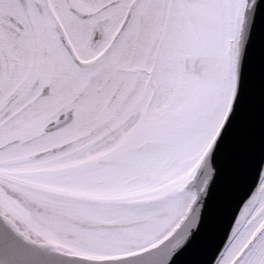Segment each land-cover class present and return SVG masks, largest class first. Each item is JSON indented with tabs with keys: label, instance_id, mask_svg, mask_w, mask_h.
<instances>
[{
	"label": "snow or ice",
	"instance_id": "1",
	"mask_svg": "<svg viewBox=\"0 0 264 264\" xmlns=\"http://www.w3.org/2000/svg\"><path fill=\"white\" fill-rule=\"evenodd\" d=\"M0 264H264V0H0Z\"/></svg>",
	"mask_w": 264,
	"mask_h": 264
}]
</instances>
